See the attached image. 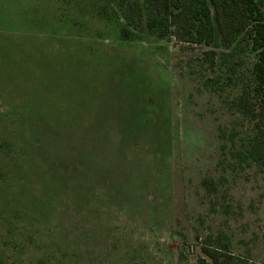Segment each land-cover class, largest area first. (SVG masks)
Listing matches in <instances>:
<instances>
[{"label": "rangeland", "instance_id": "1", "mask_svg": "<svg viewBox=\"0 0 264 264\" xmlns=\"http://www.w3.org/2000/svg\"><path fill=\"white\" fill-rule=\"evenodd\" d=\"M99 1L0 0V264H200L208 234L264 264L240 0H210L211 46L123 40ZM12 194L25 236L6 226Z\"/></svg>", "mask_w": 264, "mask_h": 264}, {"label": "trees", "instance_id": "2", "mask_svg": "<svg viewBox=\"0 0 264 264\" xmlns=\"http://www.w3.org/2000/svg\"><path fill=\"white\" fill-rule=\"evenodd\" d=\"M99 2L101 8L99 14L107 20L117 22L123 40H143L145 36L158 39L172 37L197 46H211L215 40V23L210 0H100ZM113 2L114 5H118L119 12L111 8ZM240 3L244 13L253 23L250 37L252 51L257 57L253 74L262 94L259 107H241L250 115L251 122H255L252 132L246 136L247 139H244L243 143L246 149L252 148L259 155H264V10L257 0H240ZM205 53L210 58L216 54L213 49H208ZM19 203L21 201L18 195L12 194L7 197L4 204L8 218L6 226L11 227L17 234L25 236L30 229L25 222H22V217L27 213L17 206ZM13 216L15 220L12 221L10 218L12 219ZM31 237L34 236L30 235ZM42 241L43 239L36 240L41 244ZM228 248V243L222 234H217L215 237L213 234L206 235L205 242L201 245L202 257L199 263L260 264L235 255ZM191 250H194L193 245ZM45 258L43 256L41 264L47 263Z\"/></svg>", "mask_w": 264, "mask_h": 264}]
</instances>
